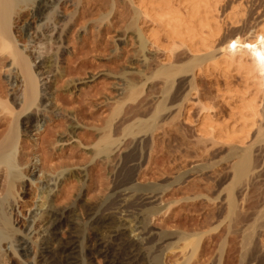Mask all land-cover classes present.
Returning <instances> with one entry per match:
<instances>
[{
	"label": "rangeland",
	"instance_id": "1",
	"mask_svg": "<svg viewBox=\"0 0 264 264\" xmlns=\"http://www.w3.org/2000/svg\"><path fill=\"white\" fill-rule=\"evenodd\" d=\"M35 1L28 0L27 3L34 2L35 5ZM52 1L61 3L63 0ZM239 1L222 0L217 16L223 19L231 5ZM243 4L245 15L241 22L236 27L224 25L223 35H238L242 41L252 43L254 32L264 24V0H243ZM59 7L62 15L68 19L70 16L73 20L71 27L66 30L70 33L65 42L69 48L62 59L65 63L63 67L71 69L74 76L52 83L53 87L63 90L70 79L76 78V86L71 89L74 95L65 98L61 107L70 108L74 115L80 117L78 122L81 125L83 123V127H95L99 132L108 120L112 125L109 131L114 138H111L113 151L116 152L111 153L107 164L101 158L103 155H97L101 149L95 145L99 141L97 138H100L97 130L92 137L86 136L85 129L76 134L82 139V147H79V143L65 142V153L73 151L72 154H77V160L66 159L64 151L59 149L61 144H58L59 147L54 145L56 150L53 148L49 151L53 157L50 162L53 168L51 174L58 173L56 168L62 172L67 169L65 167H79L76 168L77 180L71 181L73 186L68 183L70 188L76 189L68 190L72 194H68L67 198L71 200L67 202L71 203L76 196L83 194L82 203L89 202L90 205L91 202L92 205L97 203L100 195L108 194L106 197L117 201L111 210H118V217L123 213L126 218H140V221L144 219V223H148V228L155 234L152 238L154 243L151 244L155 245L152 246L155 252H150L151 247L149 252L153 257L161 256V264H264V142L261 144L259 141V146L255 144L258 140L254 142L250 139L242 146L248 148V152L234 143L212 142V139L202 137L196 129L199 113L197 103H192L190 122L184 121L182 116L190 101H199L210 104L220 122L227 120L229 108L218 93L219 81L222 80L216 75L208 78L200 74L205 59L195 58L187 50L177 53L174 63L176 68H170L173 72L163 74L161 67L165 55L140 40L137 28H141L143 19L140 18L139 22L135 20L136 9L131 0H75L74 6L62 4ZM29 9L31 7L22 9L24 17L16 24L17 28L30 27V43L28 39L21 38L22 46L37 44L41 32L29 15ZM73 14H76L75 17H72ZM47 34L52 37L55 32ZM51 45L50 54L55 52L51 50ZM27 51H31L30 46ZM260 54L264 57V52ZM8 64L9 60H6L4 65ZM7 69L2 70V74L0 72V81L3 77L0 83L6 81ZM10 78L14 79V75ZM235 81L238 85L239 81ZM261 105L264 109V100ZM64 125L65 128V121ZM29 135L33 140L36 139L35 132ZM58 137L52 139L56 141ZM68 139L66 136L65 140ZM92 143L90 149L86 147ZM238 146L248 154L242 150V153L239 152ZM57 150L61 152L56 153ZM232 150L241 160L237 156L238 160L234 158L236 154ZM37 164L39 166L40 162ZM85 176L88 177L86 187L81 186ZM180 178L182 181L178 180ZM133 185L162 187H157V196L150 194L154 196L151 199L147 192H132L130 188ZM30 198L28 196L26 200ZM83 198L88 199L86 201ZM79 206L78 219L84 223V211ZM151 207L156 209H152V213ZM63 232L65 234L66 229ZM184 236L185 241H179ZM146 252L149 254L148 250ZM32 257L28 259L29 264H32ZM89 258L91 264H110L103 256L92 254Z\"/></svg>",
	"mask_w": 264,
	"mask_h": 264
},
{
	"label": "bare ground",
	"instance_id": "2",
	"mask_svg": "<svg viewBox=\"0 0 264 264\" xmlns=\"http://www.w3.org/2000/svg\"><path fill=\"white\" fill-rule=\"evenodd\" d=\"M27 1L0 0L1 74L2 70L9 66L7 75H4L6 81L0 83V129L5 127L2 131L0 130V264L18 262L29 264L28 259L32 257V253H34L32 264H87L90 263L89 257L92 254L103 256L110 264H161L163 260L161 256L156 254L157 256L153 257L150 254V252H155L151 245L155 234L148 228L147 220L146 224L144 219L140 221V218H137L136 220L139 221H136L133 218L129 219L130 217L126 218L123 213L124 217L121 213L118 217V210H115L117 212L111 210L117 201L106 197L108 194L100 195L97 203L92 201L95 203L92 205L91 202L90 205L89 202L82 203L81 195L83 194H77L74 201L68 203V199L71 200L70 197L67 198L68 192L76 189L72 187L71 181L78 178L76 172L79 167H65L67 169L64 168L62 172L56 168L58 173L51 174L53 168L50 162L53 157L49 155V151L55 149L54 145L61 144L59 149L62 151L67 141L68 143L72 141L73 144L79 143V147H82V139L76 136L79 131L85 129L86 136H91L96 130V132L99 131L95 127V130L90 126V128L83 127V123L81 125L78 122L80 117L74 115L69 110L70 108L61 107L65 98L74 95L71 89L76 86V78L70 79L63 90L55 89L52 84L74 76L71 69L63 67L65 63L62 59L68 47L65 42L70 34L66 30L70 24L72 25L73 20L70 16L68 19L62 15L59 6L62 4L74 6L75 0H63L61 3L52 0H36L35 5L34 2L27 3ZM131 2L136 9L135 20L139 22L140 18L143 19V25L140 22L141 28H137L140 40L165 55L162 71L160 70L163 74L168 73L172 66L176 68L174 63L177 53L187 50L193 57L205 59V63L199 70L200 74L208 78L216 75L222 80L219 81L218 93L229 108L227 120L220 122L213 114L210 104L199 101H190L188 107L184 109L183 120L190 122V112L194 106L192 103H197L199 113L196 129L202 137L210 138L212 142L216 140L234 143L240 147L250 139L254 142L258 140L255 144L259 146L263 144L264 109L261 108V104L264 100V57L260 53L264 52V24L254 32L252 43L242 41L238 35L231 37L223 35L224 25L236 27L244 17L243 0L232 4L223 19L217 16L221 10L222 0H131ZM30 7L29 15L36 21L37 28L41 32L37 44L22 46L21 38L28 39L30 43V27L27 25L25 28H17L16 24L24 17L21 14L22 9ZM75 15L73 14L72 17ZM49 32H55L54 36H48ZM49 44L55 46L52 49L51 45L54 53H49ZM29 46L31 47L30 53L27 51ZM6 60H9V64L5 66ZM12 75L14 79L10 80ZM194 76L196 78L197 75L194 74ZM235 80L239 81L238 85ZM64 121L67 124L65 128ZM106 121L107 123L100 128V134L97 133L100 138H97L99 141L97 140L95 144L97 149L101 147L97 155H103L101 158L105 164L110 162V155L115 152L111 142L112 134L110 135L109 131L112 125L108 120ZM30 132H35V140L29 135ZM57 136L59 137L54 141L52 138ZM66 136L69 137L68 140H65ZM92 146L93 143L86 147L90 149ZM114 147L118 148L117 145ZM239 150L241 152L242 149ZM72 152L69 154L64 151L66 159L74 160L77 154H72ZM236 156L237 154L234 158H239ZM38 162H40L39 166ZM56 170L53 171L57 172ZM87 178L85 176V181L83 185L80 184L81 186L88 185ZM181 179L178 180L182 181ZM68 183L72 185V188ZM157 187L161 188L162 185L148 188L133 185L130 190L135 193L142 191L147 192L148 195H154L158 193L156 192ZM69 189L71 191H68ZM162 192L166 191L162 190ZM97 193H100V190L99 192L97 190ZM28 196L31 197L30 200H26ZM149 198L153 199L154 196L150 195ZM78 205H81L79 207H82L84 211L86 220L84 223L79 222L81 219H78ZM150 209V213L152 209L156 210L154 207ZM64 229H66L65 234ZM180 238L179 241H185V236ZM187 239L189 241V237ZM187 243L186 241L185 244ZM149 249L152 251L149 252ZM149 255H152V259Z\"/></svg>",
	"mask_w": 264,
	"mask_h": 264
}]
</instances>
